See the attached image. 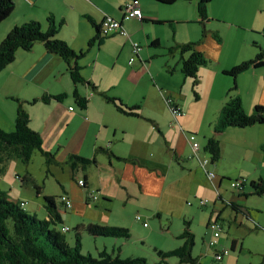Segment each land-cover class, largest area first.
Segmentation results:
<instances>
[{
  "label": "crops",
  "instance_id": "crops-1",
  "mask_svg": "<svg viewBox=\"0 0 264 264\" xmlns=\"http://www.w3.org/2000/svg\"><path fill=\"white\" fill-rule=\"evenodd\" d=\"M135 1L136 0H15L16 8L14 13L8 20L0 24V43L15 26H20L34 20L40 22L42 27H44L43 29H47L48 17L54 16L57 22L62 20L65 21V24L59 28L58 37L66 41L75 51H86L90 40L95 35V29L86 17H91L98 25H101L107 16H111L122 22L129 37L120 34L114 35L115 37L108 36L115 38L111 40L112 43L110 46H108L106 38L101 45L97 46V44H95L89 47L87 53H92L90 59L85 61V64H81L80 62V65L84 69L83 75L88 82L96 85L100 92H106L108 95L122 100L128 106L139 105L144 110L149 107L152 111L148 113L145 112V114H142L141 118L128 117L118 112L115 106L108 103L100 94H90L91 89L88 85H79L76 87L66 70L64 60L58 55L48 53L44 45L40 43H37L31 51L27 52L20 50L16 60L0 73V103L5 105V100L11 96L21 97L24 101H32L33 99L41 97L42 94H39V91L40 93L45 91V95L54 96L66 93L68 97L71 95L73 98V93L77 89L81 96L89 98L88 108L82 110L84 111L83 113H80L79 111L76 112V108L70 106V108H73V111L69 110V112H63L59 115L66 121L65 130L58 136V140H56L54 144H50L51 137L49 136L47 137L46 143V139L41 134L44 148L51 152H53L56 147L64 150V153L59 154L57 151L56 154V160L64 165L66 163L68 164L70 157L73 155L86 159H95V163L90 166L96 168V171L92 173L85 172L83 178L78 179L86 180L89 188L88 191H97L100 196L103 195L109 199L119 189L126 190L129 195H134L136 202H141L143 207L149 208L148 201L162 198L164 194L167 193V189L171 183L186 179L189 180V174L193 176L194 179L199 174L201 175L200 169L203 172H205V170L200 167L199 161L190 159L194 152L192 153L190 149L188 139L189 132H187V129H194L201 132L202 126L198 125L196 128V123L192 122L189 118V108L184 100L185 98L181 94L183 90H180L178 96L175 94L176 91L172 86L174 83V87H178L179 80L183 82V84H187L188 82V79L181 72L182 58L181 56L179 58L178 52H176L172 54L173 60L166 59L162 63H157L159 54L158 52H154L150 46L155 41L161 43V40L159 36H154L149 33L147 27L152 21L155 23L166 22L163 24H170L171 26H174L173 24L175 21H193V14L198 15V12L197 3L193 6L187 5L191 2H177L173 5L161 4L162 6L159 5V7H156L149 2L147 3L144 0H139L144 20L140 22L137 19H124V7L128 3H133ZM143 7H145L147 11L146 14ZM214 32L216 31L209 28L206 34L207 36L205 35L206 38H208L210 34L213 36ZM212 38L213 42L216 44V53H218V51L221 52V43L214 37ZM182 41L179 40L174 43L169 40V48L178 43L198 42L200 40L191 39L186 40V42ZM134 42L139 43L142 49L136 61L130 65L129 61L133 55L132 44ZM205 42H207V39H204L200 43L201 46H199V50L207 55L206 48H204L203 44ZM142 43H145L148 49H144ZM111 46H114L111 51H116L114 57L116 61L113 67L114 69L120 68L124 74L119 84H116L114 81L112 83H103L102 78H99L97 75L103 55H111L104 50V47L109 51L108 47ZM95 47L97 48L96 52L93 51ZM188 55L189 54H186L185 56L188 57ZM218 55H220V53H218ZM162 57H164V55ZM215 61H217V64H220V70H227L226 66L221 68L220 58H217ZM91 65L94 67H90ZM87 66L89 68L85 70ZM91 68H93L92 71ZM208 70H211L212 73H206ZM200 71L204 79L207 77V74H212L214 76L213 78H215L221 73L218 70L215 72L212 69L204 68H201ZM167 76H175V79ZM131 80L133 81L131 85L133 91H131L130 87H127V84L129 85V81ZM52 82H58L59 86L55 85V87H59L61 90H53ZM143 87H149L151 89L152 95L155 96L153 100L143 92L139 96V92H141ZM142 95H145L144 98L147 97L145 104ZM168 97L177 100L178 105L182 107L183 111L185 105L188 109V114L184 112L186 116L184 115V117L180 118L177 124L174 123V119L172 120V124L170 123L171 119L168 112L167 122L164 120L165 117L163 112L166 110L164 101L167 102ZM253 98L254 100L256 99V101L252 103V105H264V90L260 99H257L255 95ZM242 100L244 101L243 98ZM53 102L54 100H51L50 105H53ZM225 102L226 98L222 95V100L218 101L217 104H215L216 107L212 108L210 112L219 113ZM182 104H184V106ZM252 105L249 100L244 103L247 111L252 110ZM28 106L32 120L30 124L31 128L41 133L33 126L34 120H37V107H35V105ZM2 112L4 121L7 122V124H5V126L0 125L1 128L6 131H13L15 129L17 108H13L12 106H10V108L3 107ZM209 117H211L212 123L218 118L217 114ZM8 118H10L9 121ZM43 122L45 125L41 126V129H43L41 131H47L48 122L45 118ZM75 122L80 124L78 129L76 131H69ZM91 130H94L93 136H95V140L89 142L86 138V134L91 132ZM213 135L214 131L209 137ZM219 138L223 151L222 160H234L236 154L242 152L243 147H245L248 152L244 158H246L248 154H251L250 161L255 164L257 169L254 175L258 178L264 177V154L261 152V147L264 144V126H254L247 129L230 128L225 133L220 134ZM100 147L109 148L114 153V157L110 158L108 155L96 154V150ZM151 149L156 150V156L150 153L148 154V151ZM228 153H232L233 155L230 156ZM188 161L189 163H186ZM207 168L208 171L211 170L210 165H208ZM166 169L167 173L164 175L163 172H165ZM85 170H87V168ZM172 170L177 177L170 181L169 173ZM219 171L220 174L219 176L217 175L216 180L211 182L207 178V181L210 182L212 188H214L215 185L218 186L220 192L224 178L232 174L222 168ZM211 172L213 171L211 170ZM78 174H75V177H77ZM240 174L239 172L237 176ZM207 181H205V186L208 190V198L214 205L211 216L213 218L217 215L216 219H218L219 216L221 217L227 205L218 200L219 196L209 189ZM0 186V188L4 190L7 188V184L3 181H1ZM221 196L225 201L224 195L221 194ZM107 199L106 201H109ZM231 201L237 203L241 202L236 196H233ZM207 202L209 203L208 200ZM157 208L160 210L161 207L159 206ZM73 210L74 213L77 212L76 214H83L84 211H86L82 210L81 207L76 209L75 212V206ZM159 210L158 214H160ZM216 219H212L210 223L217 221ZM92 222L94 223V221ZM76 223L78 225H86L79 220ZM107 223H109V226H115L112 224L111 220H108ZM210 230L212 239L214 231L211 228ZM220 244H224V239H220ZM220 244L217 247H219ZM104 245H107V243H104ZM217 250L219 251L218 248Z\"/></svg>",
  "mask_w": 264,
  "mask_h": 264
},
{
  "label": "rangeland",
  "instance_id": "rangeland-1",
  "mask_svg": "<svg viewBox=\"0 0 264 264\" xmlns=\"http://www.w3.org/2000/svg\"><path fill=\"white\" fill-rule=\"evenodd\" d=\"M144 1L147 3L149 2L156 7H159V5L162 6L161 3L159 4L154 0ZM198 1L199 0H192V2H188L190 4L187 5L194 6ZM143 10L146 14L147 11L145 7H143ZM192 18L193 21L188 22L175 21L173 24L174 26L152 21L148 25L147 31L154 36H159L161 40L159 46H150L154 52H158L159 54V57H157V63H162L166 59L173 60L172 54L169 50V40L174 43L179 40H185L182 42L191 39L200 40L198 42H188L197 44L196 48L199 50V46H201L200 43L204 39H207V42L203 44L204 48H206V57L209 64L202 68L212 69L215 72L218 70L221 73L215 78H213L214 76L212 74H207V77L204 79L203 74L200 71V85L197 89L198 96L195 94L191 79H188L187 84H183V82L179 80L178 87H174V83L172 85L173 89L176 91L175 94L178 96L180 90H183L181 94L185 98L184 100L189 108V118L192 122L196 123L195 127L197 128L198 125L202 126L201 132L194 129H187V132H189V135H196V139L201 144L203 150L207 144L208 138H210L209 136L212 135V132L214 131V124L216 122L212 123V119L209 116H214V114L219 116L218 112L211 113L210 111L212 108L216 107L215 104H217L218 101L222 100V95L227 100L228 95L232 93L233 87L235 86L234 78L223 74V71L220 70V64H217V61L215 60L220 58L221 68L226 66L227 70H229L233 66L250 60L255 56L257 48L254 43H257L260 46L258 48L259 51L260 48H264V0H213L209 5V22L205 25L208 30L210 28L219 34L222 41L221 52L218 51L220 55L216 53V44L212 40V37L214 36L210 34L208 40V38H206L207 35L205 36L204 26L197 22L199 19L198 15L193 14ZM45 30L47 29H44V31ZM114 37H108L106 39L108 41V46L111 45V40H114ZM57 38L59 37L57 36ZM142 45L144 49H148V46L145 45V43H142ZM112 48H114V46L108 47L109 51H107L106 47H104V50L111 55H103L97 75L99 78H102L103 83H112L114 81L116 84H119L121 82L120 79L124 74L120 68L114 69L113 67V64H115L116 61V59H114L116 51H111ZM88 49L89 44L87 50ZM96 49V47L93 48V51L96 52ZM91 55V52L87 53L86 56L81 59V64H85L84 62L89 60ZM163 55L164 57H162ZM178 57L180 58L179 52ZM92 66L93 65L90 67ZM88 68L89 67L87 66L85 70H88ZM92 69L93 68H91V71ZM206 73L212 72L211 70H208ZM167 77L175 79V76ZM132 83L133 81L131 80L129 81V85L127 84V87H130L131 91H133L131 86ZM237 83L238 90L236 92L233 91V93L239 94L241 98L244 99V103L249 100L252 105V103H255L256 101L253 96L255 95L257 99H260L264 90V67L250 69L238 77ZM57 84L58 82H52L53 90H61V88L59 89V87H55V85L59 86V84ZM142 92L145 93L146 96H149V98L151 97L152 100L155 98L149 87H143L141 92H139V96ZM39 94H42L40 97L42 98L45 96V91H43V93H40L39 91ZM90 94H94L92 90L90 91ZM144 96L145 95H142V98H144ZM15 98L22 99L21 97L11 96L5 100V105L0 103V125L5 126V124H7V122L4 121L2 114L3 107L10 108V106H12L13 108H17L18 103ZM146 98L143 99L144 104ZM22 100L24 101V99ZM53 100L54 102L53 105L51 104L52 106L50 105V102H38L33 104L37 107V120H34L33 126L36 130L41 132L40 134L44 136L46 143L47 137H51L50 144H54V142L58 140V136L65 130L66 121L59 115L63 112H69L70 106L76 108V112H84L80 110L71 95L64 99L63 102H59L55 99ZM164 103L166 107V112L162 110L164 111V120L167 122L168 112L171 119L170 123L172 124L174 116L167 103L165 101ZM182 105L184 106V104ZM256 106L257 105H252V110ZM27 107L29 106L27 105ZM183 109L184 112L188 114L186 105ZM252 110L247 112L251 113ZM149 111L152 110L147 107L145 110L142 109L141 113L145 114V112L148 113ZM44 118L48 122L47 131H41L43 130L41 129V126L45 125L43 122ZM9 120L10 118H8V121ZM79 125L78 122L73 123L69 131H76ZM13 131L7 130V132ZM93 134L94 130H91V132L86 134V138L89 142L95 140ZM190 149L193 153L191 145ZM57 151L59 154L64 153V150L56 147L53 151L55 158L57 156ZM247 152L248 150L243 147V151L236 154L234 160H221L218 164L211 166V170L218 176L221 168L232 174L231 176L226 177L227 179L223 180V185L220 188L221 194L224 195V198L227 201H231L233 196L238 197L239 195L238 192H235L231 188V182L241 178H244L247 181L245 192L248 196L247 198L238 199L242 202L240 204H242L243 209L248 211V216L240 212L237 213L232 207L226 206V209L222 212L219 219H216L217 215L212 218L211 213L214 210V205L208 198L209 194H207L208 190L205 186L207 177L201 169V175L199 174L194 179L193 176H190L189 174V180L186 179L181 180L180 182L171 183L167 189V193L164 194L162 198L156 200L151 199L148 201L149 208L145 206L143 207L141 202H136L134 195H129L126 190L119 189L113 194V196L107 199L103 195L100 196L97 191L90 192L81 188L78 185L76 178L77 180L80 178L82 179L85 172L92 173L96 171V168L90 166L87 167V170L79 169L75 173L79 174L73 179L70 164L66 163L64 165L57 161L58 164H52L48 167L46 159L39 151H36L33 154L32 160L29 164H24L19 159H12L4 166H0V184L1 181L5 182L7 184L5 191H7L8 196L14 201L24 202V209L26 212L37 216L41 220L47 218V212L44 208V197H54L62 217V223L58 224L57 228L59 229L63 226H68L71 229L70 232L66 233V238L71 246L75 245V229L78 226L76 223L78 220L86 225L93 223L92 221H94L96 224L106 226H109V223L107 222L108 220H111L112 224L116 227L128 228L130 230L131 236L129 239L91 238L89 236H84L82 238V253L84 255L98 257L97 247L103 243H107L108 251L111 253L114 252L116 255L120 254L122 258L143 257L149 264H155L159 261L158 251L169 252L179 248L184 243V241L179 238V235L186 227V221L189 222L190 230L195 235L193 257L198 259L199 264H264V195L256 196L251 194L250 183L253 180H257L258 177L254 175L257 169L255 164L250 161L251 154H248L247 157L244 158ZM149 153L156 156V150L154 149L148 151V154ZM202 153L203 157L209 159L208 154H204V152ZM228 154L230 156L233 155L232 153ZM186 163H189V161ZM239 172L241 174L237 176ZM163 173L165 175L167 169ZM26 175L30 176L34 182L25 185L17 177H24ZM176 177L177 175L172 170L169 173V180L171 181ZM207 183L209 189L218 195L216 189L211 187L210 182L207 181ZM35 185L41 188L40 194H37ZM92 192L93 195L97 196L99 199L97 202L91 200L89 195ZM64 195H69L73 198L75 212L76 209L81 207L82 210L86 211H84L83 214H76L77 212L74 213V210L65 211L61 203V197ZM106 199L109 201H106ZM201 200H208V205L201 207ZM159 206L161 207L160 210L157 208ZM158 210L160 211V214H158ZM139 214L142 215L145 220L148 219V228H145L142 222L136 220V216ZM211 218L213 220L216 219L223 229L221 232V238L224 239V244L217 248L219 250H224L225 248L230 250V254L225 256L224 260L221 262L217 261L215 257V249L209 247V241L211 239L209 223L212 220ZM256 227H258V230H255ZM234 241H237L238 243L236 250L232 251V244ZM119 249L120 252L114 251ZM168 263L189 264L181 263L180 258L176 256L170 257Z\"/></svg>",
  "mask_w": 264,
  "mask_h": 264
},
{
  "label": "trees",
  "instance_id": "trees-1",
  "mask_svg": "<svg viewBox=\"0 0 264 264\" xmlns=\"http://www.w3.org/2000/svg\"><path fill=\"white\" fill-rule=\"evenodd\" d=\"M154 1L164 5H173L177 2H192V0ZM212 2L213 0H199L197 3L199 17L197 22L204 26L205 35L208 32L206 25L209 22V5ZM15 8V0H0V24L11 17ZM86 18L95 29V35L90 40L89 47H92L95 44L101 45L103 41L108 38V36L104 35L102 32V24L98 25L89 16ZM158 23L163 24L166 22ZM64 24L65 21L62 20L57 22L54 16H49L47 20L48 28L45 31L42 24L34 20L20 26H15L0 43V73L16 60L17 54L20 50L27 52L31 51L37 43H40L44 45L48 53L58 55L64 60L66 70L76 87L79 85H88L93 93L100 94V96H102L108 103L113 104L118 112L128 117L141 118V106H128L122 100L112 97L106 92H100L96 85L87 81L83 75L84 69L80 65L81 59L87 54V50L77 52L66 41L57 38L59 28ZM121 25L122 28H124L122 23ZM213 36L219 43L222 42L217 32H214ZM159 45V41H155L151 44V46L154 47ZM254 45L257 48V51L252 59L235 65L229 70L223 71V74L234 78L235 86L233 87V91L235 92L238 90L237 80L240 75L246 73L252 68L258 69L264 67V48H260L259 51L258 48L260 46L257 43H254ZM196 46L197 44L195 43H178L169 48V50L171 54L176 52L180 53L182 58L181 72L187 79L192 80L193 89L196 96H198L197 89L200 85L199 72L202 67L208 66L209 61L206 55L198 50ZM186 54H189L188 57L185 56ZM233 91L228 95L226 102L219 111V116L214 124V135L208 138L207 144L203 150L201 148L198 154H193L190 157V159L196 158V161H199L200 167L205 170L204 173L211 182L216 180L217 174L211 172V170L208 171L207 167L208 165L214 166L218 164L223 158L222 144L219 135L225 133L230 128L247 129L254 126H264V105H257L251 113H248L245 109L242 98L237 93H233ZM66 98H68L66 93L55 96L45 95L42 98L28 102L15 98L18 103L15 130L13 132H7L0 127L1 167L12 159H19L24 164H29L36 151H39L46 159L48 167L52 164H58L55 154L44 148L41 134L31 128L30 124L32 120L27 105H33L38 102L49 103L53 99L63 102ZM73 98L81 110H86L88 108L89 98L81 96L77 89L73 93ZM189 136L190 135H188V139ZM202 152L208 154L209 159L203 157ZM261 152L264 154V144L261 147ZM96 154L108 155L110 158L114 157V153L109 148L100 147L96 150ZM93 163H95V159H86L75 155L71 156L68 164H70L72 169V178H75V173L79 169H86ZM211 173L214 175L213 178H210ZM18 179H20L25 185L34 182L28 175L24 177L18 176ZM224 179L227 178L225 177ZM76 181L81 188L86 190L89 189L86 180L83 179L84 185H80V180ZM235 182L240 183L241 187L232 188V184ZM246 183L247 181L244 178L231 182V188L239 194L238 198H247L248 195L245 192ZM250 187L251 194L263 196L264 177L251 181ZM214 188L218 193V200L224 202L227 206L232 207L237 213L240 212L248 216V211L243 209L242 204H240L242 202L224 201L219 192V187L215 185ZM35 189L37 194L41 193V188L39 186L35 185ZM95 197V202H97L99 199L97 196ZM61 198V203L65 211L74 209V207H66L65 199L73 203V200L69 195H64ZM44 200V208L47 212V218L41 220L37 216L26 212L24 209V202L12 200L8 196L7 191L0 188V264H149L143 257L122 258L120 254L116 255L114 252L111 253L108 251V246L104 245V243L102 246L97 247L98 257L84 255L82 253V238L84 236H89L91 238L129 239L131 236L130 230L128 228L106 226L96 223L78 225L75 229V245L71 246L66 238V233L70 232L71 229L68 226H63L59 229L57 228V225L62 223V217L58 210L56 199L51 196H45ZM137 221L142 222L145 227L146 221L144 219ZM212 223H210V225ZM215 223L219 224L218 221H215ZM185 225L186 227L184 231L179 236V238L184 241L183 245L169 252L158 251L159 261L155 264H169L168 259L173 256L180 258L181 263L199 264L198 259L193 257L195 235L190 230L189 222L185 221ZM148 227L149 224L145 228ZM65 228H68V230L65 231ZM255 230H258V227H256ZM222 231L223 229H221L219 237H213L209 241L210 247L215 249V257L221 254L224 250H229L227 248L224 250H217V246L220 244ZM213 240L217 241L215 246L211 245ZM237 243V241L233 242L232 251L236 250ZM114 251L120 252V249ZM229 254L230 250L228 255Z\"/></svg>",
  "mask_w": 264,
  "mask_h": 264
},
{
  "label": "built area",
  "instance_id": "built-area-1",
  "mask_svg": "<svg viewBox=\"0 0 264 264\" xmlns=\"http://www.w3.org/2000/svg\"><path fill=\"white\" fill-rule=\"evenodd\" d=\"M124 12H125V18L126 19H131V18H137L139 20L143 19V12H142L141 8L138 6L137 1H135L133 4H128L126 6ZM103 32L105 35H112V34H116V33H119V34L124 35V36L128 35V33L125 31V29L122 28L121 24L112 17H106V19L103 23ZM140 50H141L140 45L138 43H134L133 44L134 55H138ZM134 61H135V57H132L130 60V64H133ZM167 104L171 110L172 115L175 118L174 123H179L180 118H182L185 115L184 111L176 103V101L173 98H167ZM70 110H73V108H70ZM189 143L191 144L192 150L194 152L193 154L194 155L198 154L200 152L201 147H200V143L196 139V135L191 134L189 136ZM211 177L212 178L214 177V175L212 173L210 174V178ZM83 182H84L83 180H80L79 181L80 185H84ZM232 187L233 188H240L241 185H240V183L235 182L232 184ZM92 198L94 200H96L95 196H92ZM65 203H66L67 208L73 207V203L71 201L65 199ZM206 205H207V201H201V206H206ZM142 219H144V217L142 215H140V214L137 215V220H142ZM145 221H146L145 227H147L148 226L147 219ZM211 229L214 231V237L215 238L219 237L220 231H221L220 226L216 223H213V224H211ZM64 230L67 231L68 228H65ZM216 244H217L216 240H213L211 242L212 246H215ZM228 253H229L228 250H224L222 252V254H219L216 256L217 260H222L223 255H227Z\"/></svg>",
  "mask_w": 264,
  "mask_h": 264
},
{
  "label": "bare ground",
  "instance_id": "bare-ground-1",
  "mask_svg": "<svg viewBox=\"0 0 264 264\" xmlns=\"http://www.w3.org/2000/svg\"><path fill=\"white\" fill-rule=\"evenodd\" d=\"M137 2H138V6L141 8V6L139 5V0H136ZM134 3V2H133ZM133 3H128V4H133ZM127 4V5H128ZM126 5V6H127ZM126 6L124 7V9H123V13H124V19H126L125 18V12H124V10H125V8H126ZM142 10V9H141ZM107 17H111V16H107ZM113 18V17H112ZM106 19V18H105ZM105 19H104V21H105ZM115 19V18H114ZM131 19H137V18H131ZM116 20V19H115ZM126 20H130V19H126ZM137 20H139V19H137ZM144 20V15H143V19L142 20H139L140 22H142ZM104 21H103V23H104ZM118 21V20H117ZM120 24L122 23V22H120V21H118ZM103 23H102V32H103ZM122 26V25H121ZM124 29V28H123ZM126 31V30H125ZM127 32V31H126ZM128 33V32H127ZM103 34H104V32H103ZM117 34H119V33H116V34H112V35H117ZM105 35V34H104ZM106 36H111V35H106ZM124 36V35H123ZM128 37H129V34L127 35ZM134 43H137V42H134ZM133 43V44H134ZM139 44V43H138ZM140 45V44H139ZM140 47H141V49H142V46L140 45ZM141 51V50H140ZM132 57H135V61H136V59H137V57L139 56V54H140V52L138 53V55H134V53L132 52ZM131 57V58H132ZM131 58H130V60H131ZM134 61V62H135ZM129 64H130V61H129ZM130 65H132V64H130ZM168 98H171V97H168ZM174 99V98H173ZM175 100V99H174ZM176 101V100H175ZM177 103V102H176ZM178 104V103H177ZM168 105V104H167ZM180 106V105H179ZM169 107V106H168ZM181 107V106H180ZM182 108V107H181ZM170 109V108H169ZM71 111H73V110H71ZM233 188V187H232ZM90 197H91V200L92 201H94L95 202V200L92 198V196H94L92 193H90V195H89ZM215 223V222H214ZM213 224V223H212ZM219 225V224H218ZM220 226V225H219ZM210 228H211V225H210ZM220 228H221V226H220ZM222 229V228H221ZM214 237V236H213ZM212 237V238H213ZM229 251V250H228ZM222 254V253H221ZM228 255V254H227ZM224 256L225 255H223V258H224ZM222 258V259H223ZM217 259V258H216ZM218 261H222V260H218Z\"/></svg>",
  "mask_w": 264,
  "mask_h": 264
}]
</instances>
